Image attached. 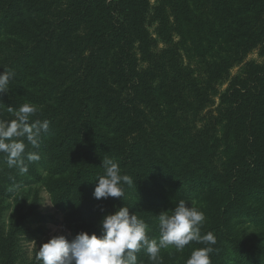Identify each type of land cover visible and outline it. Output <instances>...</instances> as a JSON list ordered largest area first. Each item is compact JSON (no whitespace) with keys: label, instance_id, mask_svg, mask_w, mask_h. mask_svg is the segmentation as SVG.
<instances>
[{"label":"trees","instance_id":"obj_1","mask_svg":"<svg viewBox=\"0 0 264 264\" xmlns=\"http://www.w3.org/2000/svg\"><path fill=\"white\" fill-rule=\"evenodd\" d=\"M155 1L0 0V74L15 73L0 120L31 103L33 119L50 121L39 148L27 146L41 156L27 174L0 154V205L16 203L8 228L0 206V264L37 239L31 226L46 218L27 192L37 185L72 238L100 235L103 216L128 207L158 239L156 215L184 200L204 213L201 234L215 235L211 264H264L262 237L235 228H264V60L247 62L264 59V0ZM104 158L133 181L123 198L93 197ZM205 246L162 249L159 264H186ZM137 258L153 264L144 250Z\"/></svg>","mask_w":264,"mask_h":264},{"label":"clouds","instance_id":"obj_2","mask_svg":"<svg viewBox=\"0 0 264 264\" xmlns=\"http://www.w3.org/2000/svg\"><path fill=\"white\" fill-rule=\"evenodd\" d=\"M14 76V72L6 69L0 74V95L8 92ZM7 110L14 119L0 120V154L9 168L25 175L29 164L41 159L38 152L27 151V146L39 148L42 136L49 132L50 121L33 119L37 107L31 103L7 107ZM102 168L104 174L98 178L94 199L123 198V185L131 186V177L122 174L119 165L110 158L103 159ZM156 217L158 239L150 238L149 226L136 213L130 214L128 207H123L103 216L100 235L81 232L71 240L65 235H55L39 247L36 260L38 264H138L137 253L144 250L153 264H159L162 249L171 247L183 251L190 242H196L206 246L194 249L186 264H211L216 238L212 232L201 234L205 222L202 211L180 200L171 214L166 211Z\"/></svg>","mask_w":264,"mask_h":264},{"label":"rangeland","instance_id":"obj_3","mask_svg":"<svg viewBox=\"0 0 264 264\" xmlns=\"http://www.w3.org/2000/svg\"><path fill=\"white\" fill-rule=\"evenodd\" d=\"M153 6L156 5L155 0H151ZM149 30L151 34L156 37V26L153 24L149 25ZM263 58L260 57L259 51H254L250 54L247 59V62H263ZM242 67H238L231 72V78L238 75ZM228 83L222 84L218 88L219 95L224 93L228 88ZM219 97L215 98V105L213 110L215 111L219 106ZM30 198L32 199L36 193L39 194L40 205L39 211L46 218L44 222L34 224L31 226L33 231H38L36 233L37 239L28 240L22 238L19 240V251L18 259L16 264H30L32 262H37L36 253L39 250V247L48 242L50 238L55 235H65L69 240L72 239V232L64 225V213L56 209L52 203L51 197L48 192L41 187V185L35 186L32 190H27ZM4 207L5 211L3 212L2 222L6 228H8L9 223L16 210V203L14 200H6L0 205ZM235 228L238 233L242 236L258 235L262 237L264 242V228H256L248 220H241L235 223ZM169 251H177L175 248H166Z\"/></svg>","mask_w":264,"mask_h":264}]
</instances>
